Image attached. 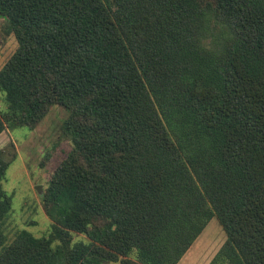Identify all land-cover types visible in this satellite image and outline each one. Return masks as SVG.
Instances as JSON below:
<instances>
[{"label": "trees", "instance_id": "obj_1", "mask_svg": "<svg viewBox=\"0 0 264 264\" xmlns=\"http://www.w3.org/2000/svg\"><path fill=\"white\" fill-rule=\"evenodd\" d=\"M0 19V133L58 106L70 143L48 233L8 243L0 151V264H177L211 219L209 264H264V0H0Z\"/></svg>", "mask_w": 264, "mask_h": 264}, {"label": "rangeland", "instance_id": "obj_2", "mask_svg": "<svg viewBox=\"0 0 264 264\" xmlns=\"http://www.w3.org/2000/svg\"><path fill=\"white\" fill-rule=\"evenodd\" d=\"M1 24L0 19V69L16 47L13 37L2 33ZM5 111L0 93V116ZM66 118L65 110L52 106L32 129H4L0 133V151L9 162L1 187L11 198L3 226L6 243L18 231L34 238L48 233L51 222L43 212L41 198L49 177L70 150V143L61 133ZM71 239L73 243L86 241L80 234H71ZM224 239L221 228L211 219L177 264H209Z\"/></svg>", "mask_w": 264, "mask_h": 264}, {"label": "water", "instance_id": "obj_3", "mask_svg": "<svg viewBox=\"0 0 264 264\" xmlns=\"http://www.w3.org/2000/svg\"><path fill=\"white\" fill-rule=\"evenodd\" d=\"M37 192H38V188H37Z\"/></svg>", "mask_w": 264, "mask_h": 264}]
</instances>
